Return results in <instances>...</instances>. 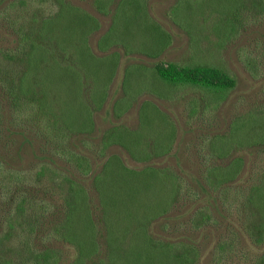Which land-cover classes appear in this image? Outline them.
Returning <instances> with one entry per match:
<instances>
[{"label":"trees","instance_id":"1","mask_svg":"<svg viewBox=\"0 0 264 264\" xmlns=\"http://www.w3.org/2000/svg\"><path fill=\"white\" fill-rule=\"evenodd\" d=\"M147 1H99L100 9L106 8L107 13L115 3L109 13L111 24L96 41L97 49L106 52L105 55H96L89 43L90 36L100 28L98 19L66 0L50 2V12L33 32L35 39L29 44L30 50L26 51L27 40L22 36L18 44L21 50L9 54L8 60L22 64L14 67L15 74L11 66H7V72H0V78L4 76L0 79L3 94L8 96L7 113L17 112L23 120L34 119L39 134L47 142L74 144L76 135L94 131L95 112L103 110L107 122L111 115L122 117L136 112L134 128L119 121L110 123L100 137L99 150L116 147L137 165L127 166L120 156L111 153L95 170L99 165L79 155L75 147L63 148L62 159L75 166L78 174L62 164L61 171H54L57 176L53 177L52 169L57 166L45 165L23 181L25 186H36L38 194L49 198L45 199V205H37L33 213L36 218L30 223L23 219L29 198L22 194L19 200L12 201L15 204L4 223L6 230L15 233L11 238L15 240L8 249L0 250V264H264V114L238 117L230 124L227 135L210 139L203 161L215 159L223 163L204 164L205 174L200 177L185 171L173 148L176 123L149 100V97L166 99L168 93L149 90L148 97L140 100V89L125 88L130 73L138 79L142 72H148L166 88H201L210 93L215 106L226 98L236 81L222 68L162 61L173 42L174 30L161 25L151 12L153 5ZM205 1L208 0H172L167 15L176 26L191 33L190 37L197 28L209 24L221 43L241 27L244 13L250 12L249 18L261 15L258 5L261 0H253L255 9H248L244 0H238L231 7L209 6V11H205ZM77 14L82 16L79 25ZM63 16H69L68 25L72 17L73 24L62 29L70 33L57 37L55 31L60 26L57 19ZM134 18L135 22L142 19V49L129 43L132 36L135 38ZM35 34L47 36L52 44L43 43ZM113 45L120 50L107 54ZM55 49L61 60L54 57ZM137 54L143 55L139 58L145 62L159 61L147 67L144 61L140 63L135 58ZM118 93L121 95L116 98ZM147 106L152 108L149 117L143 114ZM157 113L164 114L172 125L166 140L158 137L159 132L152 135L141 127L154 120ZM2 120L0 111V139L4 130L11 133ZM21 133L26 139V133ZM249 148H257L261 157L248 171L249 159L242 154ZM170 158L179 173L173 167L168 170L158 165ZM42 167L49 171L47 180L43 178L46 174L43 175ZM180 175L189 177L198 186L191 198L190 209L195 206V210L190 215L187 208L183 214V217L190 215L189 227L198 233L175 238L170 221L180 215H172L171 210L178 195L186 189V181ZM88 182L96 194V205L89 195ZM234 184L237 188L229 195ZM218 198L228 215L211 213L208 200ZM158 225L162 234L156 229ZM7 238L1 237L0 242ZM64 248L69 254L63 253Z\"/></svg>","mask_w":264,"mask_h":264},{"label":"rangeland","instance_id":"2","mask_svg":"<svg viewBox=\"0 0 264 264\" xmlns=\"http://www.w3.org/2000/svg\"><path fill=\"white\" fill-rule=\"evenodd\" d=\"M68 3L80 7L81 9L89 12L91 15L96 17L100 23V28L97 32L92 34L89 39V43L92 51L98 55H105L106 52L100 51L96 47V41L98 37L103 34L107 27L111 24L112 15L110 11L115 8L114 5L105 11L100 9V0H66ZM149 1V0H148ZM147 1V2H148ZM238 0H208L205 1L204 6H207L205 11H209V6L231 7L235 6ZM248 9L252 7L253 0H244ZM50 2L54 0H1L0 3V72H7V66L13 68L22 64L19 61L8 60L9 54H16L22 47H18L20 38L26 37L27 47L26 51L30 50L32 41H34V31L37 30L38 25L45 15L50 12ZM172 0H150L148 3L153 5L151 10L152 14L160 21L161 25L168 30H174L173 32V44L170 46L162 61L175 62L180 66H191L195 64H207L210 66L222 68L228 75L233 77L236 81L235 87L228 93L226 98L215 106L214 101L210 98V93L201 88L197 89L191 86H179L177 88L163 87V83L159 82L156 77H152L148 72H142L138 79H134V73H130V77L126 83V90L134 88L140 89L141 95L139 98L142 100L143 97H148L147 91H166L168 93L166 99L158 97H149L152 103L157 108L168 114L174 120L177 125V135L173 144V148L176 150V154L180 160L181 167L193 176L200 177L205 174L206 168L204 164L209 166L215 163H223L222 160L208 161L203 159L208 155V143L213 136H224L229 132V126L232 121L238 117L246 116L247 114H264V0L258 4L260 6L261 15L249 18V13H244V19L242 25L232 35L231 38L221 43L220 38L213 33L211 26L205 25L203 29L197 28L193 32V36L183 31L180 27L176 26L168 17L167 12ZM255 9V8H254ZM137 8L133 9L134 13H137ZM133 13V12H132ZM119 14H124L119 12ZM260 14V13H259ZM123 16V15H122ZM68 17H59L57 20L60 23L59 31L56 32L58 37L60 34L70 33L63 31L62 29L73 24L71 22L68 25ZM123 18V17H122ZM82 16L77 14L76 24L81 23ZM122 20V19H121ZM136 18L133 19L135 23V38L131 37L129 43L142 49L143 42L141 38L142 32V19L139 22H135ZM207 26V27H206ZM80 27H77L79 30ZM61 30V31H60ZM43 43H50L47 36H37ZM77 38V37H76ZM75 38V40H77ZM32 40V41H31ZM52 44V43H50ZM82 45V44H81ZM120 50V47H114L107 50V54L112 51ZM54 54V57L58 60L62 58L58 55V50ZM135 58L139 62H143L144 59L141 54H137ZM26 57V53L23 55ZM23 58V59H24ZM108 58V57H107ZM159 60H148L143 62V65L147 67H153ZM11 73V74H12ZM0 79H4L2 75ZM3 82V81H2ZM151 91V92H152ZM0 82V99L2 98L0 111L3 115V125L9 126L11 133H4L0 139V166L3 167L4 173L0 174V238L8 236L7 241L0 242V250L8 249L10 243L15 239L11 238L15 233L11 230H6L5 219H7L8 213L11 211V207L20 199L22 194H25L29 201L25 204V212L23 219L28 223L35 220V208L37 205L42 203L45 205V199H48L47 195H40L37 192L36 186L30 188L25 186V181L29 175L38 167L49 165L50 167L57 166L52 169L51 174L53 177L57 176V172L61 171L62 164L70 166V172L77 173L75 166L69 165L61 157V151L71 145L76 148L78 154L83 157H88L93 165L98 164L95 170L100 169V165L105 160L107 154L115 153L120 156L127 166H136L135 163L127 154L123 153L116 147L106 149L104 152L99 150V140L104 132L107 131L111 122H122L124 125L134 128L137 122L136 112H130L122 117H116L111 115L110 121L107 122V114L103 110H99L94 113V131L92 133H86L76 135L74 138V144L56 141L47 142L43 136H41L40 128L33 122L34 119L26 118L23 120L17 112H8V96L3 94ZM120 93V91H119ZM116 95L119 98L121 94ZM145 93V94H144ZM84 98L87 96L86 89H84ZM209 97V98H208ZM139 106V105H138ZM149 113H152V108L147 106L143 114L149 117ZM144 120V119H143ZM1 125V124H0ZM30 127H34L37 132L31 130ZM171 122L162 113L155 114V119L151 122L143 124L141 127L143 130L151 131V134H157L161 140L168 138L169 130L171 128ZM1 131V128H0ZM22 131L26 133V139L22 136ZM243 157L248 158L247 170L253 163L258 162L261 155H258L257 148L246 149V152L242 154ZM52 164H51V163ZM157 165V163H156ZM158 165L162 168L165 167L168 170L170 168L176 169L175 161L173 158L164 159L159 161ZM45 170L43 178L47 180L49 171ZM179 173V170L176 169ZM78 174V173H77ZM67 175H70L69 173ZM180 177H183L180 175ZM33 178V177H32ZM186 189H183L184 194L178 195L177 201L171 210V214L174 215L179 213L180 217H177L173 221H170L169 228L172 229V236L175 238L181 235L196 236L197 231L190 229V215L195 210V206L190 209L192 205V194L197 190V184L192 182L187 176H184ZM241 184V183H239ZM87 187L89 188V195L92 202L96 205L97 198L93 191L90 183L88 182ZM6 186V187H5ZM237 188L234 184L231 186L229 195ZM239 188V187H238ZM241 189V187H240ZM7 196V198L5 197ZM11 198V200H10ZM58 204V201L56 202ZM210 211L213 215L219 213L222 216L226 212L225 206L218 198L217 200L209 199ZM190 209V215L184 216V210ZM27 210V211H26ZM217 218H219L217 216ZM25 223V227L28 225ZM11 224V223H10ZM9 229V228H8ZM157 230L162 234L160 226H156ZM167 234L166 232H164ZM41 236V235H40ZM203 246L207 245V239L203 241ZM39 244H42L40 239ZM60 246L62 244H56ZM68 249H63V253L69 254ZM235 264V263H232Z\"/></svg>","mask_w":264,"mask_h":264},{"label":"crops","instance_id":"3","mask_svg":"<svg viewBox=\"0 0 264 264\" xmlns=\"http://www.w3.org/2000/svg\"><path fill=\"white\" fill-rule=\"evenodd\" d=\"M109 28V26L107 27V29ZM172 44H173V42H172ZM172 44H171V46H172ZM114 47H116L115 45H113V46H111V47H109V49H111V48H114ZM108 50V49H107ZM131 110V109H130Z\"/></svg>","mask_w":264,"mask_h":264}]
</instances>
